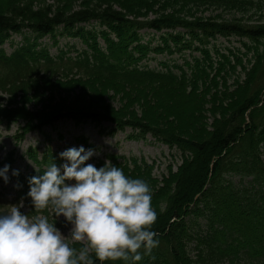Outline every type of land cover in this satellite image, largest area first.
<instances>
[{
    "label": "trees",
    "instance_id": "1",
    "mask_svg": "<svg viewBox=\"0 0 264 264\" xmlns=\"http://www.w3.org/2000/svg\"><path fill=\"white\" fill-rule=\"evenodd\" d=\"M144 31L160 33L157 42ZM13 35V52L0 51V137L18 123L16 139H51L45 129L60 121H90L181 154L160 177L144 157L94 162L150 185L159 244L134 264H264V0H0V46ZM219 37L235 45L217 46ZM118 86H149L163 107L111 111L103 99ZM28 155L39 171L15 175L19 201L49 215L34 209L28 178L65 161L49 147Z\"/></svg>",
    "mask_w": 264,
    "mask_h": 264
},
{
    "label": "clouds",
    "instance_id": "2",
    "mask_svg": "<svg viewBox=\"0 0 264 264\" xmlns=\"http://www.w3.org/2000/svg\"><path fill=\"white\" fill-rule=\"evenodd\" d=\"M93 155L94 149L83 145L69 147L59 153L63 164L52 162L42 174L28 178L27 196L34 209L50 207L72 227L65 236L47 215L29 216L20 211L22 205H10L0 211V264H95L90 252L100 261L134 264L158 246L152 230L157 211L148 182L126 176L111 161L99 168L86 163ZM9 168H0L5 182ZM69 236L87 243L77 250L66 242Z\"/></svg>",
    "mask_w": 264,
    "mask_h": 264
},
{
    "label": "rangeland",
    "instance_id": "3",
    "mask_svg": "<svg viewBox=\"0 0 264 264\" xmlns=\"http://www.w3.org/2000/svg\"><path fill=\"white\" fill-rule=\"evenodd\" d=\"M205 16H212L213 18H228L230 17L225 12H222L221 10H211L205 13ZM145 39L148 41H152L153 43H156L157 40L153 37H150L148 35H145ZM225 38L219 37L217 40V46H233L235 45L229 43ZM163 55H155L156 59L163 58ZM165 59H167V56H165ZM155 60H151L148 63L154 64ZM100 96H102L101 92H98ZM88 94H85L84 96H87ZM97 95V94H96ZM94 95V97H96ZM160 94L153 90V88L146 86L144 89H140L137 86H132V89H125L123 87L118 86L115 89H110L108 92L107 99H103L104 102H107V106L110 108L109 110H118L122 109L123 114H132V116L140 117L141 111H144V109L149 110L150 108H153L155 106V103L160 101ZM158 99V100H157ZM87 101V100H86ZM164 103L163 101H160ZM159 104V105H160ZM163 107V104H162ZM158 107H156L157 109ZM212 121H210L211 123ZM17 124L13 125L10 129L1 130V138H0V159L4 158L6 154H8L10 151L16 149L17 154H20V152L26 148L27 145H35L38 142H43V138L40 134H31L27 137V139L24 142H17L15 140V136L18 133V129L22 126ZM110 127L111 129L114 128L112 125H103L104 128ZM103 127H96V125L91 123H84L80 125H76L75 123L71 121H61L58 124L59 130L62 132V134L65 136L63 140V144L71 143L74 144V140H78L80 138H84V140H88L94 144H96L100 150L101 154L102 151L104 153L107 152H113L118 155H125V156H143L146 157L147 160H149L152 164L155 163V170L154 175L157 177H160L162 174L168 172V168L172 169V171H176L178 166L181 164V154L177 152V150H169V147L163 144H160L156 142L151 137H147L145 140L136 141V140H127L126 136L130 134L129 131L124 132H117L115 134L113 133H105V130ZM111 129L107 131H112ZM51 138H57L56 133L53 132V130H50L47 132ZM84 134V136H83ZM78 137V138H77ZM65 141V142H64ZM61 142L55 141L53 146L56 144H60ZM171 151V152H170ZM93 157V156H92ZM90 157V158H92ZM203 162V159L199 158L198 163L200 164ZM16 168V167H15ZM200 168V165H199ZM21 169H25V167H21ZM198 167H192L191 173L193 174ZM14 184L11 181L5 182L2 178V182H0V187L5 188L7 190V201L11 202V198L13 196L12 188ZM23 210L22 213H27L28 210L26 207L21 206ZM50 221H54L55 226L60 229V231L67 236L70 232V229L72 227L71 223L66 221V219L63 217V215H60L59 217H55L53 215V212L48 216ZM66 242L69 243L70 246L79 244L84 246L87 241H73L70 236L66 237Z\"/></svg>",
    "mask_w": 264,
    "mask_h": 264
}]
</instances>
